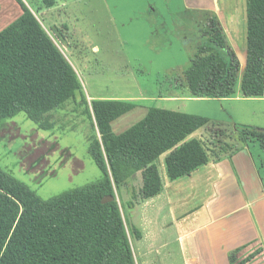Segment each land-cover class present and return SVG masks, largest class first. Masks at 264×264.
<instances>
[{"label": "trees", "instance_id": "1", "mask_svg": "<svg viewBox=\"0 0 264 264\" xmlns=\"http://www.w3.org/2000/svg\"><path fill=\"white\" fill-rule=\"evenodd\" d=\"M23 13L0 31V127L21 113L48 130L43 118L69 101L85 100L79 76L24 0ZM247 55L241 96L264 99V0H247ZM61 42L63 31L51 30ZM209 40L183 72L193 98L237 96L238 61L217 20ZM86 103V101H84ZM131 101L92 100L87 113L95 134L88 152L103 176L97 182L43 199L0 165V264H137L117 190L142 174V200L159 195L156 161L166 156L170 181L231 159L251 140L264 148V131L244 128L239 143L209 149L187 138L209 127L208 117L151 107L143 119L116 135L113 123L132 111ZM107 197L114 201L103 203ZM134 208V203H129ZM137 238L140 232L135 230ZM254 255L238 263L247 264Z\"/></svg>", "mask_w": 264, "mask_h": 264}, {"label": "rangeland", "instance_id": "2", "mask_svg": "<svg viewBox=\"0 0 264 264\" xmlns=\"http://www.w3.org/2000/svg\"><path fill=\"white\" fill-rule=\"evenodd\" d=\"M24 1L57 45H62L72 61L86 95V103L83 100H71L62 109L45 115L43 120L49 127L48 130H41L24 113L0 127V165L28 184L43 199H50L97 182L103 176L88 152L89 141L96 135L87 113V107L92 100L137 99L136 108L113 123L116 135L122 134L143 119L151 107L166 110L177 108L161 102L159 98L167 91V88H163V85L168 83L165 79L182 77L190 63L191 58L183 55L179 47L178 41L181 39H177V31L173 29L172 22L175 17L173 13L182 11L184 3L183 0ZM148 1L157 4L163 17L169 22L170 30L173 31L170 37L172 48L166 47V41L161 40L163 36H160L156 43L163 45L158 47H165L164 49H156L150 41V29L140 13L137 14V10L144 8ZM233 1V5L236 2L233 11L242 15L247 8V0ZM13 2L17 3L15 0H0V6L3 5L0 30L16 20V14H7ZM52 2L57 4L49 16L41 10L46 8V5L53 4ZM166 4L172 7V13ZM16 5L18 7V4ZM120 19L126 21L125 26ZM55 21L67 25L70 29L67 33L69 35L63 31L61 42L54 38L51 31L55 28ZM209 21L207 34L213 25V20ZM202 28L204 29L205 25L201 26L200 32ZM187 39L190 43L189 52L195 54L196 46L203 42L202 37L198 32H190ZM185 60L186 66L179 67ZM237 61L239 64V60ZM239 68L237 88L241 90L243 69ZM180 104L182 113L198 115L205 112L213 118L209 126L211 129L204 128L205 130L194 136L195 139L204 141L211 150L214 143L217 144L216 149H219L222 143H239V135L244 128L264 131V99L236 100L228 103L223 99L210 98ZM200 116L205 115L203 113ZM232 118L240 124L235 129L231 124ZM215 124L223 125L224 128L221 130ZM242 125L247 126L242 128ZM189 138L190 136L187 139ZM249 142L246 145L250 144L248 146L254 148V152H259L264 157L261 144ZM166 156L165 154L156 161L163 178L167 175ZM214 159L215 156L212 155L211 162H214ZM142 185V176L138 173L117 190V200L125 218L137 264H183L178 255L173 258H167L165 255L158 257L153 253L154 250L150 252L152 249L147 243L149 241H142ZM130 202L134 203V207H139L130 208ZM135 230L140 232V239L137 238ZM160 235V239H156L158 245L165 241L164 235Z\"/></svg>", "mask_w": 264, "mask_h": 264}, {"label": "crops", "instance_id": "3", "mask_svg": "<svg viewBox=\"0 0 264 264\" xmlns=\"http://www.w3.org/2000/svg\"><path fill=\"white\" fill-rule=\"evenodd\" d=\"M52 3L41 11L50 16L57 4ZM183 3L184 9L173 13L175 17L172 20L173 29L177 31V39H181L178 42L183 55L191 58L197 54L198 48L209 40L207 21L217 20L235 57L239 60V66L244 69L247 55L246 8L240 15V12L235 10L233 13L236 5V2L233 5V0H183ZM16 4L15 2L10 4L7 13L16 14L15 19L23 13L19 3ZM169 6L170 4H166L171 11L172 7ZM2 11L3 5L0 6V13ZM161 12L157 4L149 1L144 4V8L137 10V14L140 13L150 29L149 39L156 49L165 48H160L163 45L156 43L160 36H163L161 38L163 42L166 41V47L172 48L170 37L173 31L170 30L169 22ZM120 21L126 25V21L121 19ZM53 23H55L53 26L65 30V34L70 31L67 25L59 21ZM203 25L204 34L203 30L199 31ZM190 32H198L203 40L196 46L195 54L189 52L190 43L187 37ZM60 46L72 64L61 44ZM186 64L185 60L179 67H185ZM165 80L168 83L164 84L163 88H167V91L161 94L159 100L177 107L171 109L172 111L181 112V102L209 99L193 98L183 75L178 79ZM236 100L255 99L243 98L240 90L237 96L223 99L228 103ZM119 101L136 103L137 99L126 98ZM203 113L212 121L213 118L205 112L198 115ZM232 119L231 124L235 129L240 124L235 118ZM215 126L219 129L224 128L220 124ZM245 126L247 125H242V128ZM202 130L205 129L192 134L189 140L195 139V134ZM248 145L231 159L225 158L219 163L211 162L189 177L173 182L168 175H165L166 178L161 175L163 191L153 198L143 200L140 205L142 241H149L147 243L152 249L150 252L154 250L153 253L158 257L165 255L167 258L178 255L183 264H231L232 254H236L238 263L254 255L247 264H264V157L261 153L254 152V148ZM159 234L164 235L165 241L158 245L156 239H160Z\"/></svg>", "mask_w": 264, "mask_h": 264}, {"label": "water", "instance_id": "4", "mask_svg": "<svg viewBox=\"0 0 264 264\" xmlns=\"http://www.w3.org/2000/svg\"><path fill=\"white\" fill-rule=\"evenodd\" d=\"M114 197H107L103 200V203H108V202H111V201H114Z\"/></svg>", "mask_w": 264, "mask_h": 264}]
</instances>
